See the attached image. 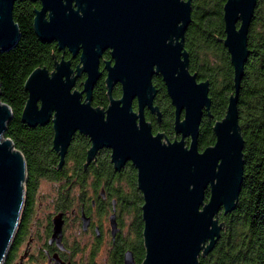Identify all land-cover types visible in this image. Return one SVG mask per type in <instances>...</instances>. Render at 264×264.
Returning <instances> with one entry per match:
<instances>
[{
    "label": "water",
    "instance_id": "water-1",
    "mask_svg": "<svg viewBox=\"0 0 264 264\" xmlns=\"http://www.w3.org/2000/svg\"><path fill=\"white\" fill-rule=\"evenodd\" d=\"M18 0H0V51L16 46L21 33L14 20ZM34 28L59 50L80 54V63L61 57L55 70L36 68L27 78L29 97L22 120L32 125L53 122L54 149L60 167L76 133L90 138L88 165L101 149L110 150L117 170L127 162L137 169L143 195L142 219L146 255L142 264H200L222 235V215L232 212L244 173V138L239 125V92L250 50L249 32L258 0H227L225 47L234 67L235 91L227 114L214 125L215 143L199 149V131L210 109V82L189 69L185 33L192 0H32ZM108 92L117 83L119 98L95 107L93 90L102 77L103 54ZM86 74L83 88L77 80ZM160 75L175 108L174 140L153 131L145 109L156 112ZM137 100V108L134 101ZM12 109L0 100V264H4L21 218L27 182L23 153L4 137ZM209 188V197L206 190ZM113 227L116 215L113 214ZM124 264H135L131 250Z\"/></svg>",
    "mask_w": 264,
    "mask_h": 264
},
{
    "label": "trees",
    "instance_id": "trees-1",
    "mask_svg": "<svg viewBox=\"0 0 264 264\" xmlns=\"http://www.w3.org/2000/svg\"><path fill=\"white\" fill-rule=\"evenodd\" d=\"M227 0H192L191 23L185 33V47L190 53L189 69L199 80L210 82V109L205 112L199 131V149L215 143L214 125L227 114L229 97L234 94V67L225 47L224 5ZM40 1L18 0L13 16L21 37L13 48L0 51V100L12 109L4 137L10 138L20 150L27 164L26 190L31 193L40 178L59 169L60 156L54 149L53 122L32 125L22 120L28 101L26 81L39 67L55 70L62 55L77 66L80 54L73 57L68 50H59L56 42H45L35 32V10ZM248 46L250 55L239 92V125L244 138V173L240 196L232 212L222 215L224 229L215 247L200 257V264H264V0H258L252 21ZM111 58L106 51L103 59ZM102 59L101 69L105 61ZM86 74L77 80L82 89ZM158 89L155 98L156 112L146 109V117L155 133H164L165 140H174L175 108L161 76H155ZM107 73L97 81L91 99L95 107L106 108L110 96L120 97L117 84L109 94ZM136 107V106H135ZM180 138V136H177ZM91 141L85 134L73 136L65 159L74 161L79 171L84 170ZM97 154L101 170L113 175L119 172L110 160V150L104 148ZM96 158V157H95ZM94 158V159H95ZM90 168V166L88 167ZM87 168V169H88ZM123 173L114 179L127 184L128 213L132 215L128 233V249L132 250L135 264H142L146 248L142 219L143 195L138 188L137 169L128 163ZM209 188L206 198L209 197ZM119 264H123L122 261Z\"/></svg>",
    "mask_w": 264,
    "mask_h": 264
},
{
    "label": "flooded vegetation",
    "instance_id": "flooded-vegetation-1",
    "mask_svg": "<svg viewBox=\"0 0 264 264\" xmlns=\"http://www.w3.org/2000/svg\"><path fill=\"white\" fill-rule=\"evenodd\" d=\"M100 168L97 156L83 171L65 159L59 169L39 179L38 185L42 180L47 185L44 190L38 185L31 193L25 190L23 212L4 264H119L122 256L124 264L130 250L127 184L114 177L125 169L110 175Z\"/></svg>",
    "mask_w": 264,
    "mask_h": 264
},
{
    "label": "rangeland",
    "instance_id": "rangeland-1",
    "mask_svg": "<svg viewBox=\"0 0 264 264\" xmlns=\"http://www.w3.org/2000/svg\"><path fill=\"white\" fill-rule=\"evenodd\" d=\"M177 137V136H176ZM26 185V184H25ZM38 186H40V188L42 189V190H44V188L47 186L45 183H44V181L42 180V182H41V184L39 183V185ZM22 212H23V208H22ZM22 212H21V214H22ZM132 221V215L131 214H129L128 213V211H127V213H126V229H127V233H129V231H130V222Z\"/></svg>",
    "mask_w": 264,
    "mask_h": 264
}]
</instances>
